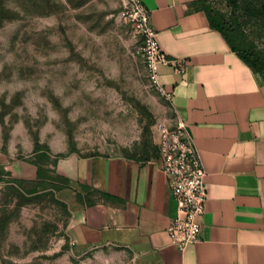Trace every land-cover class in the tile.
<instances>
[{
	"label": "rangeland",
	"instance_id": "rangeland-1",
	"mask_svg": "<svg viewBox=\"0 0 264 264\" xmlns=\"http://www.w3.org/2000/svg\"><path fill=\"white\" fill-rule=\"evenodd\" d=\"M229 4L206 0L226 19ZM237 24L264 56V26ZM143 46L132 0H0V264H129L121 249L75 243L83 190L56 165L70 154L159 159L157 126L175 117ZM33 164L46 185L29 194L41 182Z\"/></svg>",
	"mask_w": 264,
	"mask_h": 264
},
{
	"label": "crops",
	"instance_id": "crops-1",
	"mask_svg": "<svg viewBox=\"0 0 264 264\" xmlns=\"http://www.w3.org/2000/svg\"><path fill=\"white\" fill-rule=\"evenodd\" d=\"M139 1L161 50L187 61L182 75L158 72L206 172L201 231L184 252L171 244L176 202L159 159L70 154L57 174L102 193L92 206L75 203L73 239L121 249L129 264H264V81L210 28L201 0Z\"/></svg>",
	"mask_w": 264,
	"mask_h": 264
},
{
	"label": "built area",
	"instance_id": "built-area-1",
	"mask_svg": "<svg viewBox=\"0 0 264 264\" xmlns=\"http://www.w3.org/2000/svg\"><path fill=\"white\" fill-rule=\"evenodd\" d=\"M138 27L144 37L143 52L149 78L170 101L171 95L161 86L159 66L170 67L175 74L185 72L187 61L171 59L161 50L155 31L149 26L148 12L139 0H132ZM158 150L161 171L167 187L176 202V215L166 233L179 252L196 243L201 231L206 195V172L193 139L182 120H175L172 128L157 126Z\"/></svg>",
	"mask_w": 264,
	"mask_h": 264
},
{
	"label": "trees",
	"instance_id": "trees-1",
	"mask_svg": "<svg viewBox=\"0 0 264 264\" xmlns=\"http://www.w3.org/2000/svg\"><path fill=\"white\" fill-rule=\"evenodd\" d=\"M197 7L206 16L210 28L218 31L231 50L239 56L253 73L258 74L264 81V56L256 50L252 43L246 41L243 30L237 24V20L242 17L247 24H262L264 26V0H230L231 13L228 19L221 14L214 13L207 7L206 0H201ZM240 13V16H236ZM38 147V144H36L35 148ZM33 165L35 166V179L41 182L36 183L29 194L37 193L39 191L38 185H46V182L42 181L44 174L41 166L38 164ZM0 175L10 174L2 171ZM56 175L64 181H69L59 174ZM79 187L83 192H76V199L83 206L94 205L96 202L95 197L102 195L100 191L91 189L86 185H79Z\"/></svg>",
	"mask_w": 264,
	"mask_h": 264
}]
</instances>
